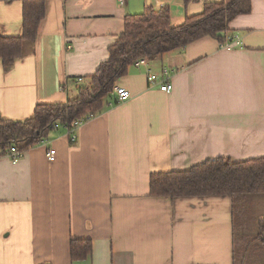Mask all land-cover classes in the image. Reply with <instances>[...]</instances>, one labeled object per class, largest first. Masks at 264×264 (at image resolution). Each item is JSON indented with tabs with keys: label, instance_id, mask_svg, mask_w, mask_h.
I'll use <instances>...</instances> for the list:
<instances>
[{
	"label": "crops",
	"instance_id": "obj_1",
	"mask_svg": "<svg viewBox=\"0 0 264 264\" xmlns=\"http://www.w3.org/2000/svg\"><path fill=\"white\" fill-rule=\"evenodd\" d=\"M221 1L45 0L35 41L8 71L0 62V117L29 119L38 104L74 98L75 80L86 83L108 59L126 16L167 7L176 27ZM21 26L22 0H0L2 34L17 37ZM228 32L238 45L205 36L129 66L116 87L131 98L114 104L113 95L75 144L58 128L17 162L0 158V264H264V195H149L154 173L264 157V0H250ZM163 68L169 94L147 82ZM79 240L90 253L72 260Z\"/></svg>",
	"mask_w": 264,
	"mask_h": 264
},
{
	"label": "trees",
	"instance_id": "obj_2",
	"mask_svg": "<svg viewBox=\"0 0 264 264\" xmlns=\"http://www.w3.org/2000/svg\"><path fill=\"white\" fill-rule=\"evenodd\" d=\"M249 11L250 0L206 3L201 13L186 17L176 27L170 24L167 7L158 11L146 8L138 15L126 16L124 31L109 47L108 59L79 86L74 98L64 104H38L29 119L14 121L0 117V158L11 148L24 154L46 141L56 130L54 124L66 130L74 122L88 121L100 114L113 98L116 82L136 61L166 55L205 36L215 38L223 45L229 34V23ZM44 15L45 0H22L21 34L6 37L0 30V62L4 71L22 56L25 43L35 41ZM149 195L170 199L261 196L264 195V157L238 162L219 157L182 172L154 173L150 175ZM256 238L264 249V218L258 221ZM90 250V241L71 242L72 260L85 258Z\"/></svg>",
	"mask_w": 264,
	"mask_h": 264
},
{
	"label": "built area",
	"instance_id": "obj_3",
	"mask_svg": "<svg viewBox=\"0 0 264 264\" xmlns=\"http://www.w3.org/2000/svg\"><path fill=\"white\" fill-rule=\"evenodd\" d=\"M125 2H126V0H118V4L120 6L124 5ZM239 43H240L239 42V37L236 34H228L226 36V41L221 46L230 48V47L238 45ZM134 64L135 65H146L147 61L143 59V60L136 61ZM168 78H169V71H168L167 68H163L161 70L160 74L151 73L149 71H148V74H147L148 85L151 88H153V87L158 85L159 86V90L161 92L166 93V94H169L172 91V85H171V83H169L167 81ZM83 82H84L83 78H77L75 80V84H77V85H81V84H83ZM113 93H114V95L116 97L115 100H116L117 103L125 102V101H127L128 99L131 98V93L128 90H126L125 88H122V87H115ZM84 122H86V121L81 120V121H78V122H74L71 127L66 129V133H67V135L69 137L70 144H75L76 143V140H77L76 131ZM53 128L54 129H58L59 125L58 124H54ZM22 156H23V154L20 153V152H17L14 148H11L9 151H7L3 155V157H6V158L10 159L13 163L17 162ZM47 160L49 162H54V160H55V150L54 149H50L49 150V152L47 154Z\"/></svg>",
	"mask_w": 264,
	"mask_h": 264
}]
</instances>
